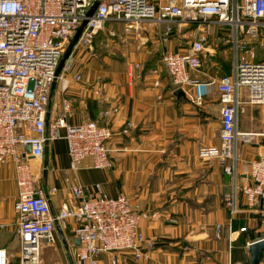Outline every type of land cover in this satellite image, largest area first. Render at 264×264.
I'll return each instance as SVG.
<instances>
[{
    "label": "crops",
    "instance_id": "obj_1",
    "mask_svg": "<svg viewBox=\"0 0 264 264\" xmlns=\"http://www.w3.org/2000/svg\"><path fill=\"white\" fill-rule=\"evenodd\" d=\"M108 25L110 37L123 44L115 51L98 53L94 41L107 35L105 26L80 59L72 63L67 59L52 87L48 117L60 116L62 100L68 98L70 124L98 120L110 126L113 166L95 168L87 157L77 170L72 169L67 141L61 138L49 143L42 157L29 160L37 188L48 196L54 215L64 204L79 203L72 193L75 185L101 184L112 197L125 194L139 202L150 215L141 218L140 229L154 246L144 244L147 258L137 259L130 250L119 252L118 264H248L250 245L264 238V209L250 208L240 195L239 210L231 214L224 195L231 191L233 178L217 158L200 156L202 147L221 143L222 104L218 90L207 82L230 74L233 61L223 65L210 46L202 69L193 73L203 83L179 87L162 58L166 51H187L188 42L183 44L174 34L162 40L165 28L152 22L129 32L121 23ZM222 34L214 33L210 40L217 36L221 40L227 33ZM179 89L185 95H178ZM263 112L260 109L262 116ZM238 128L253 132L242 124L241 114ZM259 147L240 143V186L251 183L246 165L258 158ZM17 200L15 163L0 162V246L8 249L10 264H20ZM75 226L73 220L66 228L56 225L55 242L42 245L41 264H72L79 245ZM110 260L109 253L99 257L104 264H111Z\"/></svg>",
    "mask_w": 264,
    "mask_h": 264
},
{
    "label": "built area",
    "instance_id": "obj_2",
    "mask_svg": "<svg viewBox=\"0 0 264 264\" xmlns=\"http://www.w3.org/2000/svg\"><path fill=\"white\" fill-rule=\"evenodd\" d=\"M96 1L0 0V162L15 163L20 264H41L43 243H54L56 225L66 228L69 220L75 222L80 241L73 252L75 264H104L99 261L103 253L111 255V264H118L119 252L127 250L137 259L147 258L144 244L154 246L140 229L141 218H148L149 212L129 196L112 197L101 184L75 185L72 193L79 203L64 204L54 215L48 196L36 186L30 158L42 157L46 146L61 138L67 141L72 169L77 170L87 157L95 168L113 166L110 126L98 120L70 124L68 98L62 100L60 116L48 117L62 56L85 20L77 45L88 48L109 22L123 24L127 32L152 22L165 28L162 40L184 26L197 25L187 51H166L162 58L179 87L203 83L193 73L202 69L216 28L227 33L223 40L232 52V72L207 82L218 90L222 104L221 143L202 147L200 156L217 158L233 178L231 191L224 195L231 214L239 210L240 195L250 208L264 209V142L258 158L246 165L251 183L238 184L240 143L252 134L239 131L240 114L246 103L264 105V61L247 56L253 46L264 47V0H100L89 16ZM10 263L8 249L0 246V264Z\"/></svg>",
    "mask_w": 264,
    "mask_h": 264
},
{
    "label": "rangeland",
    "instance_id": "obj_3",
    "mask_svg": "<svg viewBox=\"0 0 264 264\" xmlns=\"http://www.w3.org/2000/svg\"><path fill=\"white\" fill-rule=\"evenodd\" d=\"M113 25V24H110ZM114 26V25H113ZM109 25L104 29V31L107 32V35L104 37L103 40H96L94 41L96 45V50L98 53L102 52V50H117V48L120 47L123 43L121 42L119 45V38L112 39L108 33L109 31ZM124 29V27H122ZM198 28L197 25H188L182 27L181 30H177V32L174 34L176 38L181 40L183 44L185 42H189V39L192 37L194 32L196 31L195 29ZM222 32L218 28L215 30V35H221L222 37ZM97 36V35H96ZM108 39V40H107ZM71 42V41H70ZM70 42L68 43L65 51L67 50ZM126 44V43H125ZM210 46L214 47V52L216 56L219 58V60L222 61L223 65L229 64L230 66V61H233V56L231 53V50L228 45L225 44V41L223 38L221 40L217 36V40H211L209 43ZM257 47L253 46L249 52L247 53V56L253 60L256 61H264V47H261L260 45H256ZM255 50L253 51V49ZM86 48L84 44H78L76 47H74L73 52L69 56L68 59H70V63L77 61L78 59L81 58L82 52H85ZM211 50V48L209 49ZM68 61V60H67ZM66 61V62H67ZM69 63V62H68ZM225 73V72H224ZM206 83V82H204ZM260 109L264 110L263 105H249L246 104L244 105V109L241 112V119H242V124L246 127V129L253 130V132L249 131H241V132H247V133H252L251 136L249 137V140L247 141L248 143H257V144H262V139L264 138V112L263 116L260 113Z\"/></svg>",
    "mask_w": 264,
    "mask_h": 264
},
{
    "label": "water",
    "instance_id": "obj_4",
    "mask_svg": "<svg viewBox=\"0 0 264 264\" xmlns=\"http://www.w3.org/2000/svg\"><path fill=\"white\" fill-rule=\"evenodd\" d=\"M99 2L100 0H97L94 5L92 6V8L90 9L88 15L89 16H92L98 5H99ZM87 22L88 20H85L81 25L80 27L78 28L77 32L75 33V35L73 36L67 50L64 52L63 56H62V59H61V62H60V66H59V69H58V72H60V70L62 69L65 61L69 58V56L71 55V53L73 52L74 50V47L77 45L79 39H80V36L85 28V26L87 25ZM177 94L178 95H185V92L182 90V89H179L177 91ZM28 149L30 150L31 147L28 146ZM77 243L79 244L80 241L77 240ZM264 256V238H261V239H258L256 241H254L251 245H250V261L248 264H260V261L262 260ZM72 259V257H71ZM72 261V264H75L73 260Z\"/></svg>",
    "mask_w": 264,
    "mask_h": 264
},
{
    "label": "trees",
    "instance_id": "obj_5",
    "mask_svg": "<svg viewBox=\"0 0 264 264\" xmlns=\"http://www.w3.org/2000/svg\"><path fill=\"white\" fill-rule=\"evenodd\" d=\"M249 261H250V259H249ZM249 263V262H248Z\"/></svg>",
    "mask_w": 264,
    "mask_h": 264
}]
</instances>
